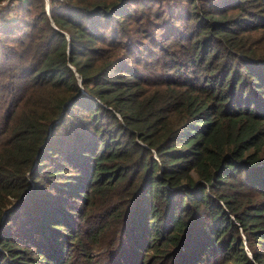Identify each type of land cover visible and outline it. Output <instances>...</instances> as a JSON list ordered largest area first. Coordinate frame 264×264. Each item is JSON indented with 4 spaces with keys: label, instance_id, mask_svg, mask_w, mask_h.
Instances as JSON below:
<instances>
[{
    "label": "trees",
    "instance_id": "obj_1",
    "mask_svg": "<svg viewBox=\"0 0 264 264\" xmlns=\"http://www.w3.org/2000/svg\"><path fill=\"white\" fill-rule=\"evenodd\" d=\"M46 3L0 0V264H68L54 231L105 191L137 264H264V0Z\"/></svg>",
    "mask_w": 264,
    "mask_h": 264
},
{
    "label": "rangeland",
    "instance_id": "obj_2",
    "mask_svg": "<svg viewBox=\"0 0 264 264\" xmlns=\"http://www.w3.org/2000/svg\"><path fill=\"white\" fill-rule=\"evenodd\" d=\"M225 12L228 16H233L236 13V10L228 9ZM248 44L249 45L252 44L258 48L264 46V32L260 33L259 35L253 36L250 39V42H248ZM158 56L159 55L157 54L155 60L153 61L154 64H157L154 69H151V65L149 64H139V65L135 64L134 66L141 73L143 77H147L148 80L156 81L159 74L164 71L159 64ZM70 69L71 71H73V75L76 77L77 82H79L78 76L74 72L73 68ZM164 76L165 74L162 75L161 80H163ZM156 86H160V85L151 84L140 87L139 89L140 91H147L150 90L151 88H155ZM168 116L169 115L167 113L163 116L165 118V121L168 119ZM46 164H48V162ZM242 190L243 191L241 192V194L237 195L240 202L246 205L247 204L253 206L261 205L260 204L261 199L259 195L255 193V190L249 187L242 188ZM99 195H100L99 197L96 198L91 197L87 202L84 201L83 203L81 200H77L76 202H74V206L70 208L73 209L72 212L74 214L72 215L73 218L71 219L72 223H74L72 225L73 226L72 229L75 231V233H73L74 237L72 240H69L70 234L64 231L65 226H62L61 230H58L57 232L54 231L55 235L51 234L53 236V240H56V238L58 239L56 240V242L59 241L61 242L62 238L60 236L64 235L66 237L65 240H63L66 241V244L64 243V247H63L65 254L62 256L63 259H61L60 262L65 261L64 258H67L66 261L68 262V264H103V263L107 264L105 263L106 260H110V257L113 258V260H115L117 256L122 252V245H120V243L121 244L123 243V245H125V248L123 247L124 249L123 254L126 262H129V264H137L136 261L133 259L131 253L129 252L130 250L129 247L123 241L124 238L121 239L120 241V234L117 232L116 229L119 228L120 225L117 224L115 221H113L110 217V213L114 208L118 206V203H114L112 208H110L108 211H105V208L110 206L111 201L112 202L117 201L118 199H115L113 196H111L110 191L101 192L99 193ZM51 204L57 207L54 202H51ZM26 205H27V216H31L33 213L34 214L38 213V207L37 208L35 207L34 209V205L30 202V200L26 201ZM104 206L105 208H103ZM64 210L65 208H62L61 212L64 213ZM22 212L23 209L21 210V212H18V214ZM230 219L232 220L233 218L230 217ZM29 224L33 225L32 222L30 221ZM37 226L40 230L45 231L46 227L40 225ZM46 233L48 235L44 234L45 235L44 240L40 239L39 241L43 244L48 245L52 249L55 248L56 247L54 245L55 242L51 240L52 236L48 232ZM238 233L239 236L241 237V240H244L241 232L238 231ZM36 237L37 236L35 235V238ZM35 238H33V241H35ZM112 246H115L116 250L113 248L111 249ZM18 248L19 249L24 248L28 253H30V255L33 258L35 259L38 258L30 250L29 247L18 245ZM243 251L246 253L248 258H250L246 246L243 247ZM107 255H109V259L105 258ZM149 257H150L149 252H147V255H142V251H140L138 264H153V261H157L156 259ZM145 261L146 263H144ZM117 262L118 261L116 262L114 261L113 264H117ZM48 264H52V263L48 262Z\"/></svg>",
    "mask_w": 264,
    "mask_h": 264
},
{
    "label": "water",
    "instance_id": "obj_3",
    "mask_svg": "<svg viewBox=\"0 0 264 264\" xmlns=\"http://www.w3.org/2000/svg\"><path fill=\"white\" fill-rule=\"evenodd\" d=\"M45 8L47 9V3H46V0H45Z\"/></svg>",
    "mask_w": 264,
    "mask_h": 264
}]
</instances>
